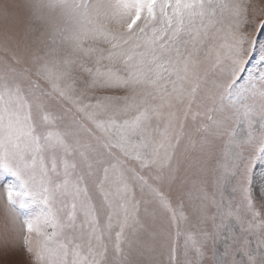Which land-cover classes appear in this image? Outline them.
<instances>
[{
	"label": "snow or ice",
	"instance_id": "obj_1",
	"mask_svg": "<svg viewBox=\"0 0 264 264\" xmlns=\"http://www.w3.org/2000/svg\"><path fill=\"white\" fill-rule=\"evenodd\" d=\"M0 169V264H264V0H0Z\"/></svg>",
	"mask_w": 264,
	"mask_h": 264
},
{
	"label": "rangeland",
	"instance_id": "obj_2",
	"mask_svg": "<svg viewBox=\"0 0 264 264\" xmlns=\"http://www.w3.org/2000/svg\"><path fill=\"white\" fill-rule=\"evenodd\" d=\"M15 185L17 190H19L20 182L13 177L10 173L5 172L4 170L0 169V192H3L8 186ZM40 205H30L28 208L25 209H18L21 215L28 217L35 214H38L40 210ZM2 215V213H0Z\"/></svg>",
	"mask_w": 264,
	"mask_h": 264
},
{
	"label": "clouds",
	"instance_id": "obj_3",
	"mask_svg": "<svg viewBox=\"0 0 264 264\" xmlns=\"http://www.w3.org/2000/svg\"><path fill=\"white\" fill-rule=\"evenodd\" d=\"M2 211H3V202L2 200H0V213H2Z\"/></svg>",
	"mask_w": 264,
	"mask_h": 264
}]
</instances>
